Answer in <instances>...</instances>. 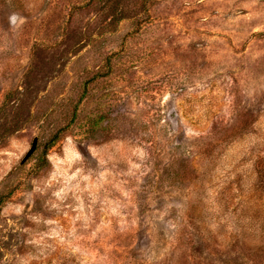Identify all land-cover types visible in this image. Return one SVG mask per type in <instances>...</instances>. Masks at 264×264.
Wrapping results in <instances>:
<instances>
[{"label": "rangeland", "instance_id": "obj_1", "mask_svg": "<svg viewBox=\"0 0 264 264\" xmlns=\"http://www.w3.org/2000/svg\"><path fill=\"white\" fill-rule=\"evenodd\" d=\"M0 264H264V0H0Z\"/></svg>", "mask_w": 264, "mask_h": 264}, {"label": "water", "instance_id": "obj_2", "mask_svg": "<svg viewBox=\"0 0 264 264\" xmlns=\"http://www.w3.org/2000/svg\"><path fill=\"white\" fill-rule=\"evenodd\" d=\"M35 140H36V137H33L32 141H31V144H30L29 148L27 149V151H26L24 157H25L27 154H29L30 151L34 148V146H35ZM24 157H23V158H24Z\"/></svg>", "mask_w": 264, "mask_h": 264}]
</instances>
